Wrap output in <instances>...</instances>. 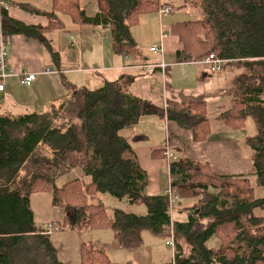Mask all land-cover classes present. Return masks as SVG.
<instances>
[{"label":"trees","instance_id":"trees-1","mask_svg":"<svg viewBox=\"0 0 264 264\" xmlns=\"http://www.w3.org/2000/svg\"><path fill=\"white\" fill-rule=\"evenodd\" d=\"M193 18L175 22L171 35L182 44L177 61H199L214 53L223 59L228 77L223 94L230 99L216 120L229 130H245L251 119L254 134L243 143L251 150L254 184L248 178L214 173L206 162L179 157L166 163L170 185H188L197 201L181 209L184 218L170 220L168 197L146 192L148 177L132 145L120 131L155 115L190 132L192 142H203L212 131L202 102L167 103L166 109L134 95L133 76L105 79L95 90L69 85L63 99H53L41 112L0 113V264H62L50 232L110 230L121 250L133 252L143 244L142 233L161 240L169 237L172 222L177 253L159 264H264V0H179ZM26 13L44 16V27L24 25L0 9V35L21 34L37 39L54 61L49 34L64 29L62 16L77 27L109 30L115 52L128 54L137 45L131 29L143 15L155 14L161 0H97L98 12L89 16L80 0H51L50 10L15 2ZM130 47V48H129ZM79 172L80 176L72 174ZM48 192L52 205L63 209V221L37 224L29 197ZM118 203L108 212V197ZM113 198V199H112ZM109 199V198H108ZM144 206L137 214L125 208ZM179 209V208H178ZM180 210V209H179ZM175 211V209H174ZM171 221V222H170ZM211 239L219 246L207 247ZM107 244L80 246V264L114 263ZM156 264V263H155Z\"/></svg>","mask_w":264,"mask_h":264},{"label":"crops","instance_id":"crops-1","mask_svg":"<svg viewBox=\"0 0 264 264\" xmlns=\"http://www.w3.org/2000/svg\"><path fill=\"white\" fill-rule=\"evenodd\" d=\"M3 1L7 6L8 15L23 22L24 25L44 27L48 24L46 17L26 13L14 3H29L37 9L50 10L51 0ZM80 3L89 16L97 14V0H80ZM186 13L190 16L188 9ZM155 16L157 23L151 15L146 18L145 15L140 17L136 31H133L139 53L133 51L127 55L113 50L108 29L101 30L89 25L77 27L67 16L61 17L64 29L55 30L48 38L52 50L58 53V61L50 57L37 39L21 34L8 36L5 43L8 49L7 65L11 73L3 80L0 113L16 115L41 112L53 99L66 97L70 89L64 81H68L71 88L73 85H85L95 90L104 83L105 79L114 80L121 74H128L134 79L131 92L158 106L169 102L204 103L212 126L206 141L196 143L192 142L190 132L179 129L175 123L155 115L144 116L136 125L120 131V134L131 143L139 165L147 174L148 195H166L169 187L170 175L167 166L164 168L161 159L150 157L152 151L162 150L167 144L175 159L182 157L206 162L214 173L249 179L253 173L249 160L251 150L243 141L246 136L253 135V131L248 134L247 129L229 130L216 120L220 112L230 108V99L223 94L228 85L227 75L224 72L209 75L205 73V65L199 61H177L175 56L181 50L182 44L171 34L162 39L164 54L150 52L148 47L155 44L157 39L161 41L163 17L160 18L157 13ZM187 19L190 18L172 15L167 17L166 21L171 26L175 22ZM149 32H151L150 38L147 35ZM161 60L169 64L163 76L159 69L147 73L145 65L155 64ZM45 68L51 69L50 72H45ZM25 73L36 74L29 86L22 85L19 81L20 75ZM175 191L179 193V199L177 198L172 220L184 218L181 209L193 205L198 199L197 195L192 194L188 185H177ZM258 197H264V194ZM51 199V194L48 192H35L29 197L34 220L44 227L54 222L60 224L63 221V209L53 206ZM133 213L139 214V212ZM103 231H109L110 237L103 236L99 233L101 231L63 230L50 232V238L62 264H80V246L88 242L97 248L105 243L107 257L110 248L117 253L118 258H121L119 252L122 250L112 239L111 231ZM101 236L103 237L100 238ZM142 239L141 248L131 253L142 252L146 256L138 260L127 259V261L159 264L172 260L171 257L169 261H163L164 257L154 249V241L145 237L144 233ZM218 246L217 239H211L207 243L209 248L216 249ZM123 261L126 259L112 262Z\"/></svg>","mask_w":264,"mask_h":264},{"label":"built area","instance_id":"built-area-1","mask_svg":"<svg viewBox=\"0 0 264 264\" xmlns=\"http://www.w3.org/2000/svg\"><path fill=\"white\" fill-rule=\"evenodd\" d=\"M4 8L7 10V6L5 5L3 0H0V9ZM174 8L170 5V4H164L158 11V15L160 17L166 16L167 14L171 13L172 10ZM163 31L160 33V37H161V41L158 43L153 44L152 46L148 47L150 52L152 53H160L161 55L164 52V48H163V42L162 39H164L165 37L168 36V33L166 31H164V25H162ZM8 49L6 46L5 41L3 40L2 36L0 35V92L4 90V79L10 75L11 71L8 68L7 65V58H8ZM199 62L203 63L205 65V73L209 74V75H213L215 73H220L221 69H222V63L224 62L223 59H218V57L215 56L214 53H211L205 57H203L201 60H199ZM168 63L164 62V61H160L158 63H151V64H147L145 65V70L148 72L153 71L154 69H159L162 76L164 74V72L167 70L168 68ZM51 69L49 68H45V72H50ZM36 74L35 73H25L23 75H20L19 77V81L22 85L25 86H29L31 85L32 81H34L33 79H35ZM167 107V103L163 104V108L166 109ZM163 155L165 156V160L166 163H169L171 160H174L175 157L172 153V151L170 150V148L167 146L163 149ZM169 182V181H168ZM166 195L168 197V206H169V215H170V220L172 221V214L174 212V208H175V204L177 202V198L178 195L176 194L175 188H173L170 185L169 182V187L166 191ZM170 221V222H171ZM51 225H47L46 228L47 229H51L50 227ZM165 244L167 246H170L171 249V255H172V263H174V256L177 253L175 248V244H174V239H173V226H172V222L169 225V237L166 239ZM214 259L212 261V264H214Z\"/></svg>","mask_w":264,"mask_h":264},{"label":"rangeland","instance_id":"rangeland-1","mask_svg":"<svg viewBox=\"0 0 264 264\" xmlns=\"http://www.w3.org/2000/svg\"><path fill=\"white\" fill-rule=\"evenodd\" d=\"M162 2H163V4H170L174 9L172 10V12L171 13H169V14H167L166 16H163V18L162 17H160L159 15V17L160 18H162V24L164 25V31H166L168 34H171L170 33V25H168L169 23H167V21H166V19H167V17H171L172 15H180L181 17H188V18H193L192 16V14H191V12L189 11V14H190V16L189 15H187V13H186V11H187V9H186V7H184V6H181V4H180V1L179 0H161ZM158 14V13H157ZM150 15L153 17V19H154V21L157 23V18H156V16H155V14H149V15H145V18L146 17H150ZM164 17H166L165 19H164ZM164 21H165V23L167 24H165L164 23ZM137 26H135V27H133V29H132V36H134L133 35V31H136V28ZM163 31V28H162V26H161V32ZM151 34V32H149L147 35L149 36V38H150V35ZM161 35V34H160ZM159 42V40L157 39V41H156V43H158ZM137 45V44H136ZM130 48V47H129ZM164 48V47H163ZM143 49V48H142ZM136 52V50H134V53ZM163 54H164V52H163ZM71 64L73 63V61H71L70 62ZM167 63V62H166ZM247 127H246V129H247V132H248V134H251L252 133V131H253V133H254V128H253V123H252V120L251 119H247ZM245 129V130H246ZM73 176H80V173L79 172H75L74 174H72L71 175V177H73ZM250 182L252 183V185H255L254 184V178L252 177V176H250ZM177 193V195H179V193L178 192H176ZM256 195L257 196H262L263 194H264V189L263 188H260L259 189V187H257L256 188ZM105 197H108L107 195H105ZM109 198V199H108ZM108 198H106L105 200L103 199V203H104V205L106 206V209L108 210V212H110L112 209H113V205L114 206H118L119 204L118 203H116V202H114V200L112 201V200H110L111 198L110 197H108ZM113 199V198H112ZM179 199V198H178ZM114 203V204H113ZM176 205V204H175ZM119 207H122V206H119ZM122 208H124V207H122ZM138 208V209H137ZM125 210H127V211H129V212H139V214H143V213H145V208H144V206H138V205H134V206H129V207H125ZM57 223V222H56ZM54 224H55V222H54ZM47 226V225H46ZM45 226V227H46ZM94 231H101V232H99V233H101V234H103V236L104 235H108V237H110V232L109 231H103V230H94ZM59 232V231H58ZM144 234H145V237H148V239H150L152 242L154 241V243H153V246H154V249L156 250V252L161 256V257H164V259H163V261H166V260H170V258L172 257V255H171V249H170V246H167L166 244H165V240L166 239H163V240H161V239H159V238H157V237H153V236H151L150 234H148L147 232H143ZM103 236H101L100 238H102ZM218 241V240H217ZM146 243L147 244H149L148 243V241H146ZM218 243H219V241H218ZM96 245H98V243H96ZM120 251V250H119ZM119 254L121 255V258H118L116 255H117V253H115V251H113L112 249H110L109 248V250H108V257L110 258V260L111 261H122V260H124V259H126V261H127V259H129V260H138L140 257H142V256H146L145 254H143L142 252L141 253H138V254H134V253H131V252H127V251H124V250H122L121 252H119ZM126 257V258H125ZM155 258V257H154ZM123 262H125V261H123Z\"/></svg>","mask_w":264,"mask_h":264}]
</instances>
